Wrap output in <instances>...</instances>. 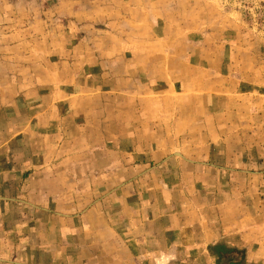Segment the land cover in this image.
I'll return each mask as SVG.
<instances>
[{"label":"crops","instance_id":"1","mask_svg":"<svg viewBox=\"0 0 264 264\" xmlns=\"http://www.w3.org/2000/svg\"><path fill=\"white\" fill-rule=\"evenodd\" d=\"M83 1L0 0V264H264V85L166 53L200 0H117L125 64L74 77L45 31Z\"/></svg>","mask_w":264,"mask_h":264},{"label":"rangeland","instance_id":"2","mask_svg":"<svg viewBox=\"0 0 264 264\" xmlns=\"http://www.w3.org/2000/svg\"><path fill=\"white\" fill-rule=\"evenodd\" d=\"M79 1V0H76ZM117 0H105L101 9L105 13L98 15L97 12L90 15L81 11L73 13L72 16L63 12L58 13L52 23L56 24V33L53 30L45 31L51 34V38L56 40L58 55H72L71 62L67 63V69L71 67L75 75L84 74L95 70L92 64L100 55V60L104 59L108 63L109 70L118 68L119 64H125V55L128 52L121 50L115 41L123 36L121 30L102 31L103 26L114 22L124 21V15L112 13V7H117L120 3ZM163 5L176 4L175 0H160ZM199 8L202 10L201 20L194 18L196 15H157L165 22L156 25V33L164 36L169 45L166 46L169 55H181L184 58L190 55L194 57L200 66L216 65V69L226 65V58L230 57L235 74L248 75L245 79L248 83H258L264 85V0H200ZM97 0H84L81 4L75 2L77 9L89 10ZM181 7L187 4H180ZM94 10H97L95 8ZM143 20L144 17L137 15ZM180 22L185 29H175L172 25ZM87 23L89 28H85ZM66 27V30L65 28ZM41 36L43 34L42 31ZM109 34H106L108 33ZM111 32V34H110ZM141 34H148V29H140ZM108 35V36H107ZM42 36V37H43ZM114 36V37H113ZM55 37V38H54ZM112 38H115L112 39ZM221 38L231 42V51H226L220 45ZM64 40L72 41L71 52H65ZM83 42V43H82ZM194 44V46H192ZM200 44V45H199ZM121 56V57H120ZM103 59V60H104ZM83 60V62H81ZM224 68V67H223ZM64 69V68H63ZM76 78L75 80H78Z\"/></svg>","mask_w":264,"mask_h":264},{"label":"trees","instance_id":"3","mask_svg":"<svg viewBox=\"0 0 264 264\" xmlns=\"http://www.w3.org/2000/svg\"><path fill=\"white\" fill-rule=\"evenodd\" d=\"M237 252L238 251L236 250L215 251V253L218 254V256L221 258L219 264H240L241 258H243L244 256L241 257V252Z\"/></svg>","mask_w":264,"mask_h":264}]
</instances>
